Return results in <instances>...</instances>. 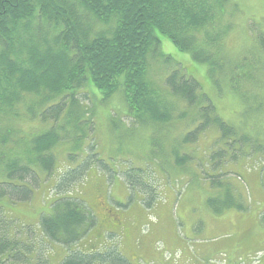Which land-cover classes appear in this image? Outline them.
I'll return each instance as SVG.
<instances>
[{
  "label": "trees",
  "instance_id": "1",
  "mask_svg": "<svg viewBox=\"0 0 264 264\" xmlns=\"http://www.w3.org/2000/svg\"><path fill=\"white\" fill-rule=\"evenodd\" d=\"M229 6L238 7L237 1L0 0V264H49L42 250L55 245L68 250L61 264H132L115 247L80 249L100 224L99 214L79 194L66 192L75 184L79 187L87 170L71 165L60 173L61 163L54 151L65 140V124L59 126L63 115L67 124L72 123L69 117L65 119L69 111L76 124L87 126L85 117L94 115L93 108L81 98L86 97L84 90L89 86L103 99L122 93L127 110L139 124L171 123L176 105H183L179 119L187 118L186 110H199L192 119L198 128L185 140L215 128L222 143L216 151L215 146L212 149L213 157L220 158L214 160L213 169L207 165L203 174L208 171V179L209 174L215 175L211 179L224 177L220 160L227 158L232 161L229 168L240 166L243 160L252 162L244 166V171L254 169L253 179L248 176L250 183L264 179V32L254 34L250 45L233 56L226 46L232 31V25L225 23ZM96 23L107 28L96 31ZM161 37L205 65L213 86L219 92L239 96L246 118L252 114L262 123L248 127L246 122L239 126L226 122L200 82L161 51ZM155 58L173 65L164 77L163 95L150 78ZM33 94L40 95L39 104L26 102ZM21 104L27 115L41 124L24 143L29 147L23 154L8 148L16 133L11 127L20 116L17 108ZM190 159L182 157L177 163L183 165ZM41 173L57 177L51 187L57 193L53 197L52 190L49 192L50 209L41 214L35 231L24 228L22 235L5 217H10L5 204L30 202ZM144 174L138 171L122 178L146 193L145 188L153 186L145 184ZM216 185V189L222 187L219 180ZM257 190L264 201V187ZM239 193L236 190L233 195L225 189L216 205L211 199L207 204L217 215L227 211L249 214ZM108 218L104 217L105 224ZM259 222L264 226L263 213Z\"/></svg>",
  "mask_w": 264,
  "mask_h": 264
},
{
  "label": "rangeland",
  "instance_id": "2",
  "mask_svg": "<svg viewBox=\"0 0 264 264\" xmlns=\"http://www.w3.org/2000/svg\"><path fill=\"white\" fill-rule=\"evenodd\" d=\"M236 1L238 7L229 6L225 17L226 26L232 25L226 46L233 56L250 45L254 34L264 32V0ZM104 28L107 27L96 23V31ZM161 39V51L200 82L203 92L226 122L234 126L246 122L248 127L262 123L252 114L246 118L247 110L239 96L219 92L213 86L205 65L194 62L189 54L179 51L168 39ZM172 68V64H163L156 58L151 64L150 78L161 95L166 91L164 77ZM84 93L87 99L82 96V103L89 104L94 115L85 117L88 126L82 124L84 122L76 124L72 115H68L69 111L65 119L69 117L72 123L67 124L63 115L59 126L65 124L62 130L65 140L54 149L56 159L61 163L60 173L64 174L63 168L71 165L73 169L87 170L79 187L75 184L66 188V192L79 194L78 197L90 206L94 205L99 214L100 224L79 245L80 249L88 251L100 247L110 250L115 247L132 264H264V226L259 222V215L264 214V201L257 199L261 197L257 189L264 187V179L258 184L250 183L244 166L252 162L243 160L240 166L231 165L229 168L232 161L227 158L220 160V167H224L223 173L226 174L224 177L211 179L214 174H209L208 179V171L206 176L203 174L207 165L211 166L209 170L213 169L214 160L220 158L213 157V152L222 143L215 128L201 137L195 139L192 136L185 140L198 128L192 124V119L199 110H186L187 118L179 119L183 105H176L171 123L139 124L127 110L122 93L103 99L100 92L90 86ZM26 102L39 104L40 95H29ZM17 112L20 116L11 127L16 133L10 138L8 148L23 154L29 147L24 143L40 129L41 124L40 120L27 115L22 104ZM214 146L216 149L212 151ZM2 151L5 152L3 148ZM187 156L191 159L185 164L177 163L179 158ZM138 171H145V184L153 186H147L146 193L130 187L122 178L123 174L134 175ZM217 180L222 184L219 189H216ZM56 182V176L41 173L35 184L38 190L34 188L35 194L30 202L5 204L7 211L10 210V217L7 214L5 217L13 221V227L22 235L24 228L34 232L41 214L50 209L52 199L48 196L51 190L50 196L57 193L55 188L51 189ZM225 189L232 194L240 191L249 214L237 215L227 211L217 215L208 206L210 199L216 205L217 197L222 196ZM107 216L109 222L105 224L104 217L107 219ZM257 228L262 252L246 256L238 235L243 231L245 238H251ZM67 251L57 245L44 246L42 250L44 259L49 257V264H61Z\"/></svg>",
  "mask_w": 264,
  "mask_h": 264
},
{
  "label": "crops",
  "instance_id": "3",
  "mask_svg": "<svg viewBox=\"0 0 264 264\" xmlns=\"http://www.w3.org/2000/svg\"><path fill=\"white\" fill-rule=\"evenodd\" d=\"M253 171H254V169L253 170L252 169H248L247 172H246V174L248 176H250L252 179H253V173H254ZM259 194H260V192H259ZM257 199H259L258 201L262 200V196L261 197H257ZM234 213H236L237 215H240V213H237V212H234ZM258 232H259V229L257 228L256 234L254 235L252 233L251 238H245V236L243 234V231L238 235V237L241 239L240 246L244 250V255H246V256H254V255H256L257 253L260 252L261 243H260V238H259ZM226 246L231 247V245H229V244H226ZM245 249L248 251L247 253H245Z\"/></svg>",
  "mask_w": 264,
  "mask_h": 264
},
{
  "label": "bare ground",
  "instance_id": "4",
  "mask_svg": "<svg viewBox=\"0 0 264 264\" xmlns=\"http://www.w3.org/2000/svg\"><path fill=\"white\" fill-rule=\"evenodd\" d=\"M256 43V42H255ZM254 46V45H253ZM257 48V47H256ZM252 49V48H251ZM244 50H245V48H244ZM242 52V51H241ZM246 52V51H245ZM247 53V52H246ZM244 54V53H243ZM242 54V55H243ZM243 58V57H242ZM200 121V120H199ZM246 121V120H245ZM200 123V122H199ZM201 124V123H200ZM246 125V124H245ZM237 131V130H236ZM222 134V133H221ZM238 135H239V132H238ZM246 135V134H245ZM243 136V135H242ZM164 166V165H163ZM167 172H169V171H167ZM261 180V179H260Z\"/></svg>",
  "mask_w": 264,
  "mask_h": 264
}]
</instances>
